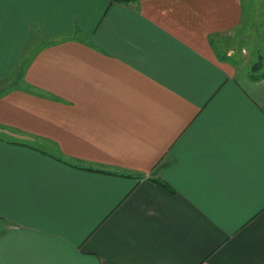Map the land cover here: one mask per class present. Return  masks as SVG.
I'll list each match as a JSON object with an SVG mask.
<instances>
[{
	"label": "crops",
	"instance_id": "1",
	"mask_svg": "<svg viewBox=\"0 0 264 264\" xmlns=\"http://www.w3.org/2000/svg\"><path fill=\"white\" fill-rule=\"evenodd\" d=\"M260 21L264 0H0V264H264Z\"/></svg>",
	"mask_w": 264,
	"mask_h": 264
},
{
	"label": "rangeland",
	"instance_id": "2",
	"mask_svg": "<svg viewBox=\"0 0 264 264\" xmlns=\"http://www.w3.org/2000/svg\"><path fill=\"white\" fill-rule=\"evenodd\" d=\"M246 13L247 16H246V21L244 23V28L242 31H239V33L237 34V38L238 40L235 42L236 44V50L237 51H241V48L242 46H247L248 43L249 44H252L254 39H256V37H254V32H255V25L253 24V20L256 18V17H259L260 18V14H256V13H253L252 9L250 8V6L248 5V9L246 10ZM260 24L263 26L261 27V29H259L258 31L260 32L259 33V37H257L258 41H257V44L259 43V45L261 46H256V45H250V47L252 48L253 52H252V60H248L245 62V70L248 71H252V68L254 65H260V61H261V58H258V56L260 55V53H264V23L263 21H260ZM247 31H250V33L248 35H246L245 33ZM246 35V36H245ZM243 36V37H241ZM241 37V38H240ZM249 46V45H248ZM249 47V48H250ZM238 55H240L239 53H236ZM243 55V54H242ZM262 56H264V54H262Z\"/></svg>",
	"mask_w": 264,
	"mask_h": 264
},
{
	"label": "trees",
	"instance_id": "3",
	"mask_svg": "<svg viewBox=\"0 0 264 264\" xmlns=\"http://www.w3.org/2000/svg\"><path fill=\"white\" fill-rule=\"evenodd\" d=\"M255 69V66L252 68V70ZM160 185L164 186L165 188H167V190H170L171 188H169L166 184H164L163 182H158Z\"/></svg>",
	"mask_w": 264,
	"mask_h": 264
}]
</instances>
